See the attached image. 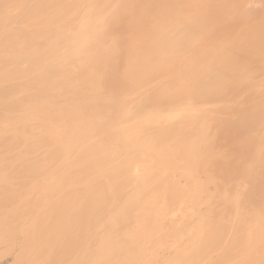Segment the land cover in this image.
I'll return each mask as SVG.
<instances>
[{
    "label": "bare ground",
    "instance_id": "obj_1",
    "mask_svg": "<svg viewBox=\"0 0 264 264\" xmlns=\"http://www.w3.org/2000/svg\"><path fill=\"white\" fill-rule=\"evenodd\" d=\"M61 1L65 0H48L47 10L33 14L38 19L48 17L51 24L55 9L62 3L75 4L74 9L64 14V19L84 29L78 37L79 45L69 58L74 68L30 95L24 96L18 86L0 89L1 97L9 106L13 105L10 100L13 102L16 98L19 99L17 104L25 101L33 106L28 112L30 122L24 127L16 124L12 132L4 131L12 119L10 114L0 117L3 129L0 152L5 153L0 160L1 213L5 209L9 211L5 212L6 217L17 213L20 211L17 207H24L26 199L32 198L29 199L32 203L36 201L34 208L30 206L34 209L33 220L41 224L47 221L48 225L58 227L63 220L76 215L75 208L82 201L80 219L93 209L103 210L102 213L117 209V202L121 204L123 198L118 191L127 186L131 177L122 168L107 171L100 167L106 161L107 165L112 163V159L103 155L102 147L115 146L121 151L131 148L128 160L143 162V168L155 162L161 174L178 173L183 182L181 188L169 180L153 185L149 198L148 185L145 180L140 181L139 196L152 201L151 211L142 218L137 217L138 227L129 232L126 256L135 255L136 244L147 236L148 224L160 225V220L170 215L175 202L193 210L199 203L209 206L213 199L205 191V182L217 187L220 182L228 184L240 179L245 182L240 194L243 197L233 195L236 208H232L242 210L244 219L237 222V214L232 215L228 238L222 239L226 225L217 226L208 234L197 229L196 238L204 241L203 247L176 252L174 257L180 260L178 264H264V177L261 178V174L264 175V0H193L180 12H177L179 5L169 7L159 0H143L139 5L133 4L134 0ZM85 6L88 9L83 16L77 15L80 19L72 22V16ZM25 17L26 14L22 16ZM249 19L255 23L252 28L246 27ZM44 24L45 21H41V26L32 23L24 26V38L33 34L36 41H40L38 33ZM120 31L124 32L122 36ZM34 95H42L44 99L36 100ZM71 98L82 105L79 111H73L70 120L66 119L67 123L62 120L61 126L67 130L57 134L58 126L52 128L49 120L67 116L50 111L45 104ZM205 105L213 107L211 113ZM150 107L158 112L153 113L150 122L141 121L140 115ZM32 123L38 128L29 126ZM30 130L45 132L40 140L44 148L38 155L32 154L31 147L23 146ZM139 134L151 137V144H142V139L137 138ZM203 138L208 140L203 141ZM75 141L87 145L83 153L92 160L83 163L84 168L75 169L72 177L64 170L61 175L64 172L62 176L67 177H57L51 170L61 155L57 143L62 146L65 143L64 146L71 149ZM134 147L136 150L132 152ZM220 149L223 155L218 152ZM202 171L205 184L200 181ZM72 178L78 179L79 184L72 182ZM21 185L28 187L27 195L13 196L8 191L10 186ZM67 187L72 189L64 191ZM53 197L58 198V207L51 210ZM130 208L131 204H126L113 217H119L120 229L131 223ZM220 214L226 213L221 211ZM12 217L16 218V214L11 216L14 222ZM3 221L0 227L3 223L2 228H6L8 221L6 225ZM65 237L60 234L53 240L60 245ZM53 240L50 250L56 247ZM212 251H217L218 256L209 258Z\"/></svg>",
    "mask_w": 264,
    "mask_h": 264
},
{
    "label": "rangeland",
    "instance_id": "obj_2",
    "mask_svg": "<svg viewBox=\"0 0 264 264\" xmlns=\"http://www.w3.org/2000/svg\"><path fill=\"white\" fill-rule=\"evenodd\" d=\"M47 1L48 0H0V89H6L9 88V86H14V87L18 86L21 88V93H24V96L30 95L34 91L39 90V87H44V85H47L55 77H59L60 75H63L64 73L71 71L74 68L73 63L69 61V58L70 55L79 45L78 37H81V34L84 31V29L82 26L73 24L69 20L64 19L65 16L64 14L67 13L66 11L68 10L71 11L72 9H74L75 4L62 3L59 8L55 9L53 13V20L52 23L50 24L48 17L38 19L36 14H33V12L40 13V10H44V9L47 10L48 9V6L46 4ZM65 1H61V2H65ZM159 1H164L165 2L164 4H166L169 7L179 5L181 8L179 7L177 12H180L183 10L184 5L187 2H191L193 0H159ZM142 2L143 0H134L133 4L139 5ZM80 8L77 10L78 14L76 13L74 15L76 17L72 16V20H73L72 22L75 21L76 23L77 20L80 19L79 17H78L79 19L77 18V15L80 17L81 15L83 16L85 10L88 9L87 6ZM31 13L35 15L36 18ZM25 14L26 17L22 18V16ZM38 16L41 17L40 15ZM41 21H45V24H44V28L40 30L38 33L39 38H41L40 41H36L33 34H31V36L24 38L23 35L24 26L26 28L27 27L26 25L30 23H32L33 25L41 26L40 25ZM254 24L255 23L253 22V20L251 21V19H249L248 22L246 23V27L252 28ZM119 33L120 36L124 34L123 31H120ZM104 42L107 43L106 40ZM7 47H9V50H6ZM66 56L69 57L67 58ZM14 59L16 60L15 63H13ZM32 84L34 85L32 86ZM35 98L36 100L38 99L39 101L44 99L42 95H36ZM17 100L19 101V99L17 98L13 102L10 100V102L13 105L9 106L8 101L2 98L0 95V117L2 116V114L8 113L10 114L9 116L12 118L11 121L8 123L9 124L8 128L4 129V131L6 132H12L14 127H16L17 125L19 127H24L30 122V114L28 112L33 109V106L25 101H22L21 103L17 104L18 103ZM135 102L138 103V101ZM76 103L77 102L74 101L73 98H71V100L68 101L56 99L45 104L46 108H50L49 109L50 111L59 112L58 114H65L67 116V118L65 119L59 117H55V118L52 117L49 120L50 126H52V128L56 129L58 126L57 134L59 133L61 134L67 130L64 126H61L63 124L62 120H64V122L67 123L66 119L68 120L71 119V117L74 115L73 111L74 110L79 111L82 102H79L77 104ZM204 107H207L206 109L210 111V113L213 110L212 109L213 107H211V105L210 106L205 105ZM156 111L157 109H154L152 107L148 108L146 111H144L143 114L140 115L141 121H144L146 123L150 122L153 113H155ZM3 125H5L4 122ZM29 126H37V124L32 123L29 124ZM0 128H1L0 131L2 132L3 129L1 126ZM36 128H38V126ZM132 128L133 125H131L130 128L131 131ZM28 134L29 136L25 140L27 143L26 142L23 143L24 144L23 146L26 145L25 146L26 149H29L31 147L32 149L31 152H33L32 153L33 155L34 154L38 155V153L40 154L42 152V149L44 148V145L40 142V140L42 135L45 134V132L41 130H36V131L30 130ZM137 136H140V134ZM137 138L142 139L143 141L141 142L142 144H151L150 141L151 137L140 136ZM206 140L208 139L203 138V141ZM33 144H35L36 146ZM64 144L62 146L61 143H57V145L60 147V152L62 156L60 155V158L57 159L58 161L56 160V162L52 164L55 166H52L54 168L51 169L53 172H56L55 175L57 177L60 176L61 178L62 177L65 178L70 175L72 177V175L75 173L74 172L75 169L79 167L84 168L83 163L85 164L88 163V161L92 160V157L87 156L85 155V153H83V151H85L86 149L87 146L86 144H80L79 141L77 142L75 141L71 145L72 146L71 149L65 147ZM209 146L212 145L210 144ZM102 148H103L102 151L104 153L103 155H105V158L107 159L108 158L112 159L111 161L112 163H109L110 165H107L108 162L106 161L100 167L105 168L104 170L107 171H110V169H112L113 167L122 168L128 172L129 178L131 177L130 181L127 183V186L120 187L121 189L118 191L119 196L123 197L122 198L123 200L121 199V204L117 202L118 205L117 209L114 208L113 210L107 212L104 211V213H102L103 210L99 211L93 209V211H90V213H88L87 215H83V218L80 219L78 213L80 211H83L82 207L84 202L82 201L81 204L75 208V214H76L75 216L71 215L72 218L70 217V219L66 221L63 220V223L61 222L58 224V227L53 226L54 227L53 228L52 225L51 226L48 225L47 221L44 222L45 225L43 223L42 225L41 222L38 223L36 220H33L34 217L32 214L34 213L33 208L35 207L34 205L36 201H34L35 203H32V201H30L32 200V198H29L30 200L26 199V203L28 206L25 204L23 205L24 207H17L20 208L18 210L22 212L18 211L19 213L18 212L16 213L15 211L14 214H16V218L21 217V215L23 217L17 219L12 217V220H14V222H11V216H14V214L10 216L8 215V217H6V213H8L9 211H6L7 210L5 209L6 207L5 208L2 207L3 209H5V211L2 210V213L0 211V219L3 218V220L5 221L7 220L8 223L6 228L5 227L2 228V225H4L3 223L1 224L0 227L1 228L0 234L3 231V233L0 236V264H41V263L42 264H174V263L178 264L180 260L178 259L177 261V259L174 257V254L176 252H181L182 250L188 248L200 249L201 247H203L204 241L200 240L201 238L200 239L196 238L197 229L203 230L205 234H208L214 232L217 229V226L226 225L225 227L226 231H224L222 239H227L228 238L227 231H229V228L232 225L231 223L233 219L232 215L236 216L237 214L236 216L237 218L235 219L237 222L242 221L244 219L242 210L235 211L233 209L235 207L233 203V199H234L233 195L235 196L237 194L236 197H241L240 194H242V188L245 187V182L240 179L237 181L230 182L228 184L225 182H224L225 184L223 182H220L219 183L220 186L216 187L213 183H208V182H205L206 184L204 183L205 175L202 171L199 175L200 181L207 186L205 190L208 192L207 194L209 195L211 194L210 197H212L213 199V201H211V204H209L208 206L206 204L199 203L193 210L191 209V207L190 208H188L187 206L182 207L180 205V202L179 203L175 202L173 208H171L169 212L170 215L168 217L165 216L163 221L161 219L163 216L159 218V220L161 219L160 225L148 224L149 228L147 230V236L144 237L145 239L144 238L140 239L139 242L136 244L138 247V249L135 250L134 252L136 256L132 255L128 257L126 256V250L130 245L129 232L133 231L135 227H138L137 226L138 224L136 222L137 217L138 219L142 218L143 216L149 214V212L151 211L150 205L152 201L147 199L145 201L143 200V198L139 196L140 188L138 186L141 185L142 183V182L140 183V181L145 180L144 181L145 184L148 185V187H146V191H147L146 193L150 198L151 197L150 195H152L150 187H152L153 185L155 186L157 184L162 183L163 181L169 180V181H174L176 187L181 188V182H183V177L182 175L179 176L178 173L173 174L175 172H170L169 174L164 176L158 171L157 168L158 164L155 162H152L143 168V166L141 165V163L143 162L140 163V162H133L128 160V157L131 156L130 153L131 152L130 150H132L131 148L129 151H126L124 149L123 150L124 153L115 146L109 148L107 147L106 148L102 147ZM72 149H76V150L72 151ZM134 150H136V147H134L132 152H134ZM218 152H220L221 155L224 154L222 149H220ZM3 154L5 156L4 152H0V160L4 158ZM79 155L81 156V158ZM262 155L264 157V152L262 153ZM72 156L77 158H72ZM44 158L48 160L49 157H44ZM70 158H72V161L70 160ZM65 160H67V162H64ZM73 160H75L74 161L75 163H73ZM41 161H43V159ZM93 161L96 160L93 158ZM29 163L30 162H28V164ZM23 164L26 165L25 163ZM79 164H82V166L81 165L79 166ZM64 165L65 166L67 165V168ZM61 170L66 171L65 173L67 176L66 175L62 176L64 172H62L61 175ZM263 177L264 175L261 174V178ZM71 181L74 182L75 184H79L78 179L72 178ZM80 182H82V180ZM196 185H197V181L194 186ZM69 188L70 187L65 188L64 191L68 190ZM262 189L264 192V184L262 186ZM8 191L13 196H23V195H27L26 193L29 192V189L27 186L24 185H21L19 187L10 186ZM57 199L58 198L55 197L52 198L51 201L52 203L50 202L51 204L49 205L51 207L49 209L53 210L56 207H58ZM127 201L128 203L131 204V208H130L131 223L127 227H123L120 229V226L118 225L120 224L119 217L118 219L116 218L114 219L113 217L114 216L116 217L117 212L121 211L123 206L128 204L126 203ZM101 203L100 205L102 206L103 202ZM25 206L28 210H26ZM30 206L31 207L33 206V208H31ZM67 208H70V205L67 206ZM245 208H247V206ZM24 210L27 212H25ZM221 211L225 212L226 214L221 215L220 214ZM234 211L236 213H234ZM24 212L26 213V215L24 214ZM3 213L4 215L1 217V214ZM5 217L6 219H4ZM2 221L0 220V223ZM9 222H11V225H8ZM29 224L31 225L30 227H32L33 229H29L30 228ZM38 230L39 231L42 230L41 235L39 234ZM52 230H55L56 232ZM60 234H64L66 236L65 237L66 239L63 244L59 245L53 239H55L56 236ZM15 235L16 237H14ZM1 237H3L4 241H2ZM30 237L31 240H29ZM12 238H15V240ZM44 239H46V241ZM52 240L56 243V247L52 246L50 250L49 248L52 243ZM92 240L96 241V243H92ZM133 243H136V241H133ZM37 245H39V247H37ZM90 246L94 249L89 248ZM48 249L49 251H47ZM216 253L217 251L216 252L212 251L211 253L208 254V257L213 258L214 256H218L216 255ZM33 256L35 257L33 258ZM39 257L43 259V261L39 259ZM99 260H101L100 261L101 263L98 262Z\"/></svg>",
    "mask_w": 264,
    "mask_h": 264
}]
</instances>
